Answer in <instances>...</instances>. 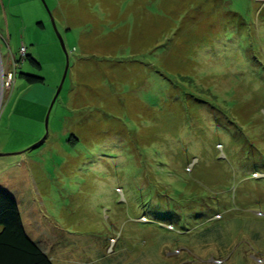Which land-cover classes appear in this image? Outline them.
<instances>
[{"label":"rangeland","instance_id":"obj_1","mask_svg":"<svg viewBox=\"0 0 264 264\" xmlns=\"http://www.w3.org/2000/svg\"><path fill=\"white\" fill-rule=\"evenodd\" d=\"M0 154L56 264H264V0H0Z\"/></svg>","mask_w":264,"mask_h":264},{"label":"trees","instance_id":"obj_2","mask_svg":"<svg viewBox=\"0 0 264 264\" xmlns=\"http://www.w3.org/2000/svg\"><path fill=\"white\" fill-rule=\"evenodd\" d=\"M29 60L41 68L34 59ZM22 76L29 84L43 83L41 78ZM74 140L73 148L76 144ZM0 264H54L43 247L27 234L18 203L2 190H0Z\"/></svg>","mask_w":264,"mask_h":264},{"label":"water","instance_id":"obj_3","mask_svg":"<svg viewBox=\"0 0 264 264\" xmlns=\"http://www.w3.org/2000/svg\"><path fill=\"white\" fill-rule=\"evenodd\" d=\"M60 40H61V43H62V45H63V40H62L61 37H60ZM63 46H64V45H63ZM68 68H69V62H67V66H66V69H65V72H64V76H63V79H62V83H61L60 87L58 88V91H57V93H56V95H55V97H54V99H53V101H52L51 108L53 107L55 101L57 100V98H58V96H59V94H60V92H61V89H62L63 83H64V81H65V79H66V76H67ZM50 111H51V110H50ZM48 119H49V115L47 116L46 124H48ZM0 156H2V154H0Z\"/></svg>","mask_w":264,"mask_h":264},{"label":"crops","instance_id":"obj_4","mask_svg":"<svg viewBox=\"0 0 264 264\" xmlns=\"http://www.w3.org/2000/svg\"><path fill=\"white\" fill-rule=\"evenodd\" d=\"M43 249H44V248H43ZM44 251H45L47 254H49L48 251H47L46 249H44ZM49 255H50V254H49ZM50 257H51L53 263L56 264V262L58 261L57 257H53V256H51V255H50Z\"/></svg>","mask_w":264,"mask_h":264}]
</instances>
